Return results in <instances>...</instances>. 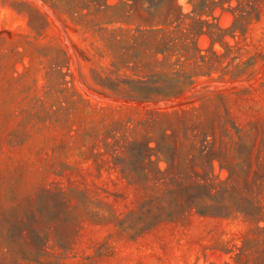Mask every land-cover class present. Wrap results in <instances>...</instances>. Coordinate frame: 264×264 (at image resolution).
Here are the masks:
<instances>
[{"label":"rangeland","instance_id":"obj_1","mask_svg":"<svg viewBox=\"0 0 264 264\" xmlns=\"http://www.w3.org/2000/svg\"><path fill=\"white\" fill-rule=\"evenodd\" d=\"M240 4L0 0V264H264V0ZM166 162L215 215L123 231Z\"/></svg>","mask_w":264,"mask_h":264},{"label":"trees","instance_id":"obj_2","mask_svg":"<svg viewBox=\"0 0 264 264\" xmlns=\"http://www.w3.org/2000/svg\"><path fill=\"white\" fill-rule=\"evenodd\" d=\"M226 0H190L193 6L192 13L198 10H212L222 5ZM241 0H237V7L230 8L231 13H242ZM137 168L142 175L148 179L143 168L145 162H136ZM150 163V162H147ZM167 168L162 174L173 175L169 181L170 189L160 199L146 202L137 215H129L120 227L123 231H131L140 234L149 229L162 218H169L171 215L195 212L200 216L215 215L216 208L212 204L210 185L196 171L195 162H166ZM126 168H123V172ZM136 170H133V172ZM138 171V170H137ZM262 220V218H260ZM264 222V220H262Z\"/></svg>","mask_w":264,"mask_h":264}]
</instances>
